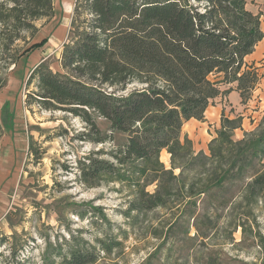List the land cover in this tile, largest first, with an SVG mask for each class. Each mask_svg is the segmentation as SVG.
I'll return each instance as SVG.
<instances>
[{
    "label": "trees",
    "instance_id": "trees-1",
    "mask_svg": "<svg viewBox=\"0 0 264 264\" xmlns=\"http://www.w3.org/2000/svg\"><path fill=\"white\" fill-rule=\"evenodd\" d=\"M53 1L13 0V27L36 30L33 21L53 17ZM76 3V12L87 11L90 17L72 20L59 59L61 71H53L45 60L31 72L27 87L33 89L25 106L36 102L46 110L66 111L94 129V117H100L126 136L111 153L114 162L89 159L82 178L90 186L117 181L132 189L128 214L165 208L169 197H174L176 209L209 201L225 208L231 200L221 194L236 185L247 208L237 220L243 224L252 213L249 208L264 201V116L254 131L236 140L233 131L241 128L242 117L222 113L208 156L193 151L182 128L190 119L203 121L212 101L232 91L239 93L242 104L250 99L261 76L245 58L264 37L261 14L250 11L246 0ZM135 83L140 87L122 94ZM164 150L168 168L160 160ZM151 185L154 190L148 192ZM203 216L191 212L196 234L207 239L210 229L198 225ZM256 238L264 248V237ZM95 261L92 254L74 251L60 264Z\"/></svg>",
    "mask_w": 264,
    "mask_h": 264
},
{
    "label": "rangeland",
    "instance_id": "rangeland-1",
    "mask_svg": "<svg viewBox=\"0 0 264 264\" xmlns=\"http://www.w3.org/2000/svg\"><path fill=\"white\" fill-rule=\"evenodd\" d=\"M246 1L256 14L257 0ZM76 5V0H54L53 17L33 21L34 30L14 28L13 0H0V264H60L74 251L92 254L93 264H264V248L256 238L264 237V201L249 208L252 213L241 225L237 220L247 208L236 185L221 194L231 200L225 208L209 201L176 209L169 197L165 208L128 214L132 189L117 181L90 186L82 178L89 159L114 162L111 153L126 136L100 117H94V129L63 110H46L36 102L25 106L33 89L27 87L31 72L45 60L53 71H61L72 20L89 19L87 11L76 12ZM135 87L140 86L129 85L122 94ZM209 112L206 116L213 118ZM245 117L252 123L259 115ZM205 120L201 130H185L195 139L193 151L208 156L209 136L216 131ZM160 160L170 166L165 150ZM153 190L154 185L147 188ZM193 211L204 214L198 225L210 229L209 238L196 234Z\"/></svg>",
    "mask_w": 264,
    "mask_h": 264
},
{
    "label": "crops",
    "instance_id": "crops-1",
    "mask_svg": "<svg viewBox=\"0 0 264 264\" xmlns=\"http://www.w3.org/2000/svg\"><path fill=\"white\" fill-rule=\"evenodd\" d=\"M257 6V8H259L257 13L261 14L260 28L264 33V0H257ZM245 62L248 64L253 63L258 68V72L261 76V79L252 92L250 99H248L246 103L242 104L239 93L236 91H232L226 97H224L225 99H220L219 104L208 107L204 115L206 119L204 122H206L205 124L207 125V128L210 125L211 128L214 129V131L220 129V119L222 113H225L226 116L230 119L238 115L241 116V128L235 129L233 131V137L236 140L242 139L245 132L254 131L259 125L256 124V122H258L259 120L261 121V116L264 115V37L260 42H258L252 54L248 55L245 58ZM209 108L212 109L210 112ZM207 112H209L210 115H213V118L207 117ZM251 113L253 115H259V117H257V120L252 123H250L249 119L245 117L247 114ZM200 123L201 121L190 119L183 125L182 135L184 133H189L188 139L192 142V147L193 145L195 146V139L194 137L190 136V132H187L185 130V127H188L189 129H196L197 127L199 130H201L199 125ZM213 136H216V134L214 133ZM209 137L210 139L214 138H212L211 136Z\"/></svg>",
    "mask_w": 264,
    "mask_h": 264
}]
</instances>
